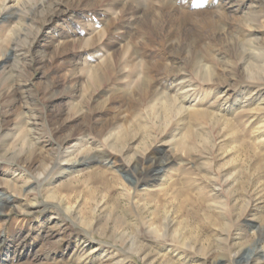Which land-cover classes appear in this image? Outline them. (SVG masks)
<instances>
[{
  "label": "rangeland",
  "instance_id": "rangeland-1",
  "mask_svg": "<svg viewBox=\"0 0 264 264\" xmlns=\"http://www.w3.org/2000/svg\"><path fill=\"white\" fill-rule=\"evenodd\" d=\"M263 99L264 0H0V264H264Z\"/></svg>",
  "mask_w": 264,
  "mask_h": 264
},
{
  "label": "bare ground",
  "instance_id": "bare-ground-1",
  "mask_svg": "<svg viewBox=\"0 0 264 264\" xmlns=\"http://www.w3.org/2000/svg\"><path fill=\"white\" fill-rule=\"evenodd\" d=\"M9 2V1H8ZM5 3V2H4ZM8 6V5H6ZM11 6V5H10ZM5 8V7H4ZM8 10V9H7ZM51 17V16H50ZM206 69V68H205ZM252 69V68H251ZM256 69V68H255ZM257 74V73H255ZM255 77V76H254ZM261 77V76H260ZM189 85L184 84V82L181 83V85L179 87L176 88V96L179 99V102L176 101V99H169L166 100L163 104V108H164V112L165 113H171L172 110H174L173 112L176 113V111H178L179 113L182 112H186V111H190L192 110L194 107H196V104L198 103V101L196 100L195 94L193 93V91H191V89L189 88ZM262 93V92H261ZM175 94V93H174ZM256 97V96H255ZM264 100V99H263ZM224 101V100H223ZM225 102V101H224ZM263 104V103H261ZM163 111V110H162ZM126 136V135H125ZM182 138V137H181ZM120 139V138H118ZM122 139V138H121ZM176 140V139H175ZM178 140V138H177ZM113 146V145H112ZM12 155V154H11ZM15 155V154H14ZM9 157V156H7ZM3 159V158H2ZM75 161V160H74ZM71 167H74V165H72ZM32 190V189H31ZM52 197V196H51ZM49 199V198H47ZM53 200V199H52ZM47 202V201H46ZM49 203V202H48ZM51 203V202H50ZM56 203V202H55ZM47 206L49 204L45 203ZM54 207L59 208V204H55L53 205ZM16 208V207H14ZM63 210V208H62ZM71 209H69L70 211ZM64 211V210H63ZM53 218V217H52ZM58 218V217H57ZM73 218V217H72ZM56 222V221H55ZM48 232V231H47ZM95 249V248H94ZM89 256V255H88Z\"/></svg>",
  "mask_w": 264,
  "mask_h": 264
}]
</instances>
